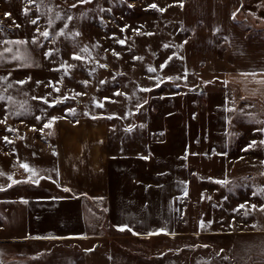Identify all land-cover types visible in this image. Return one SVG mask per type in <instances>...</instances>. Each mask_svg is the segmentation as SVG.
<instances>
[{"label":"rangeland","instance_id":"374dc122","mask_svg":"<svg viewBox=\"0 0 264 264\" xmlns=\"http://www.w3.org/2000/svg\"><path fill=\"white\" fill-rule=\"evenodd\" d=\"M185 3L0 0V143L102 118L113 264H264V108L186 69Z\"/></svg>","mask_w":264,"mask_h":264},{"label":"crops","instance_id":"0c3cea01","mask_svg":"<svg viewBox=\"0 0 264 264\" xmlns=\"http://www.w3.org/2000/svg\"><path fill=\"white\" fill-rule=\"evenodd\" d=\"M182 26L186 69L264 108V0H186ZM42 137L0 143V264H113L105 121L60 118Z\"/></svg>","mask_w":264,"mask_h":264},{"label":"snow or ice","instance_id":"6c2138e0","mask_svg":"<svg viewBox=\"0 0 264 264\" xmlns=\"http://www.w3.org/2000/svg\"><path fill=\"white\" fill-rule=\"evenodd\" d=\"M152 7H156L155 5H153ZM33 24H35L36 23V21L35 20H33V21H31ZM43 35L45 36V37H47L48 36V33L47 32H44L43 33ZM121 43H123V41H121ZM78 58V57H77ZM150 71H155V69H149ZM51 125L49 124V125H45V127H50ZM5 140H7V138L5 137ZM9 143H10V141H9ZM253 143H255V142H253ZM250 147H251V145H250ZM21 167H23L26 171H31L32 172V175L33 176H35L36 175V173H35V171L34 170H32V169H29V166L28 165H21ZM3 173H0V175H2ZM65 191H67V189H65ZM241 207H243V206H241ZM253 207H255V206H253ZM203 226V225H202ZM120 230H124V229H120Z\"/></svg>","mask_w":264,"mask_h":264},{"label":"water","instance_id":"95a60500","mask_svg":"<svg viewBox=\"0 0 264 264\" xmlns=\"http://www.w3.org/2000/svg\"><path fill=\"white\" fill-rule=\"evenodd\" d=\"M192 89L196 90V91H201L202 90V86L197 85V86L193 87Z\"/></svg>","mask_w":264,"mask_h":264}]
</instances>
